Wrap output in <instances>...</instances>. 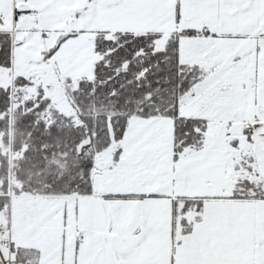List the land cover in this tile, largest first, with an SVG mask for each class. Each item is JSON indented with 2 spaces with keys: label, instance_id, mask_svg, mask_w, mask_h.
I'll return each mask as SVG.
<instances>
[{
  "label": "snow or ice",
  "instance_id": "obj_1",
  "mask_svg": "<svg viewBox=\"0 0 264 264\" xmlns=\"http://www.w3.org/2000/svg\"><path fill=\"white\" fill-rule=\"evenodd\" d=\"M0 264H264V0H0Z\"/></svg>",
  "mask_w": 264,
  "mask_h": 264
}]
</instances>
